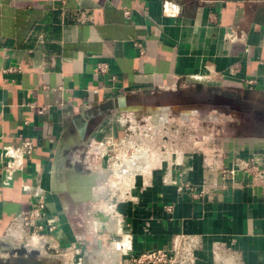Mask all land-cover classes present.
<instances>
[{"label":"crops","instance_id":"crops-1","mask_svg":"<svg viewBox=\"0 0 264 264\" xmlns=\"http://www.w3.org/2000/svg\"><path fill=\"white\" fill-rule=\"evenodd\" d=\"M216 94L263 106L264 0H0V242L43 197L55 251L130 264L185 236L195 264H264V185L219 174L264 169V134L202 105ZM110 138L113 163L87 167Z\"/></svg>","mask_w":264,"mask_h":264},{"label":"built area","instance_id":"built-area-1","mask_svg":"<svg viewBox=\"0 0 264 264\" xmlns=\"http://www.w3.org/2000/svg\"><path fill=\"white\" fill-rule=\"evenodd\" d=\"M129 12H125V16H129ZM98 70L105 72L107 70L106 64H99ZM118 143L115 139H107L97 142L94 145H89L86 154L87 167H94L99 165L104 159L113 161L112 149L117 146ZM34 150V142L25 138L22 140L20 146L14 151H10L4 154L3 159L7 158L5 171H10V167L14 160H22L25 156H30ZM221 182L226 184L235 180L237 174H242L254 184L264 185V169L260 167L253 159L236 160L231 167L220 168ZM194 197L201 196L205 193L203 190L197 193L194 186H185ZM45 208V201L43 197L38 202V206L35 210L27 212L13 225V228L9 235L14 238H20L21 240L27 238V236H41L46 237L57 230L58 224L55 218L45 220L43 216V210ZM167 212L172 211V206H166ZM75 246H73L74 248ZM197 251L196 242L189 237L181 236V241L177 244L167 246L163 249L149 251L138 256H132L129 260L130 264H195V252ZM78 252V250L76 251ZM82 261V260H80Z\"/></svg>","mask_w":264,"mask_h":264},{"label":"rangeland","instance_id":"rangeland-1","mask_svg":"<svg viewBox=\"0 0 264 264\" xmlns=\"http://www.w3.org/2000/svg\"><path fill=\"white\" fill-rule=\"evenodd\" d=\"M218 115L220 116L219 113ZM260 117L264 118V103L262 107L253 105L249 113L233 116L232 120L235 125L234 129L239 135L264 134V123H261ZM189 128V131L192 132V126ZM153 147H158V144L154 143ZM110 163L113 162L110 161ZM10 238H13V241L17 239L13 236ZM39 239H45V237L27 236L24 244L20 243L21 239L19 238L14 242L9 239H4L3 242H0V264H13L18 259L25 260L29 258L32 262L37 264H94L95 261L99 264H103V262L105 263V261H107L105 257L102 256L104 253L102 251H97L98 255L94 254L85 257L83 256L82 249L80 247L75 246L73 248V246H66L64 248H60L58 251H55L54 247L50 244L41 245V242L38 241ZM77 250L78 252H76Z\"/></svg>","mask_w":264,"mask_h":264},{"label":"water","instance_id":"water-1","mask_svg":"<svg viewBox=\"0 0 264 264\" xmlns=\"http://www.w3.org/2000/svg\"><path fill=\"white\" fill-rule=\"evenodd\" d=\"M213 100L214 101H203L202 102V105H205V104H210L212 106H217V105H228L231 110H236V111H241L242 110V105L241 103L237 100V99H234V98H231V97H227V96H224V95H214L213 96ZM98 215L99 216H103V213L102 212H98Z\"/></svg>","mask_w":264,"mask_h":264},{"label":"flooded vegetation","instance_id":"flooded-vegetation-1","mask_svg":"<svg viewBox=\"0 0 264 264\" xmlns=\"http://www.w3.org/2000/svg\"><path fill=\"white\" fill-rule=\"evenodd\" d=\"M205 99H207V101L208 100H210V101H214L213 100V96H208V98H205ZM242 103V102H241ZM210 105V104H209ZM242 105V104H241ZM214 107H218V108H221V109H227V110H230L231 108L228 106V105H217V106H214ZM251 110V106H247V105H242V112H246V113H249V111ZM13 264H37V263H35V262H32L31 261V259L29 258V259H18L17 261H15V263H13Z\"/></svg>","mask_w":264,"mask_h":264},{"label":"bare ground","instance_id":"bare-ground-1","mask_svg":"<svg viewBox=\"0 0 264 264\" xmlns=\"http://www.w3.org/2000/svg\"><path fill=\"white\" fill-rule=\"evenodd\" d=\"M135 159H136V158H135ZM137 159H138V158H137ZM10 237H11V235H9L7 239H9V240L11 241L13 238L11 239ZM18 238H19V237H18ZM18 238H17V239H18ZM17 239H15V240H17ZM19 239H20V238H19ZM15 240H14V241H15ZM14 241L12 240V242H14ZM18 241H19V240H18ZM19 242H20V241H19ZM24 242H25V239L21 240L20 243H23V244H24Z\"/></svg>","mask_w":264,"mask_h":264}]
</instances>
